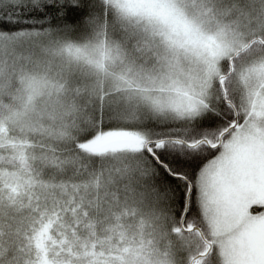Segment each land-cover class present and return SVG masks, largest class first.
Masks as SVG:
<instances>
[{"label":"snow or ice","instance_id":"snow-or-ice-1","mask_svg":"<svg viewBox=\"0 0 264 264\" xmlns=\"http://www.w3.org/2000/svg\"><path fill=\"white\" fill-rule=\"evenodd\" d=\"M0 264H264V0H0Z\"/></svg>","mask_w":264,"mask_h":264}]
</instances>
